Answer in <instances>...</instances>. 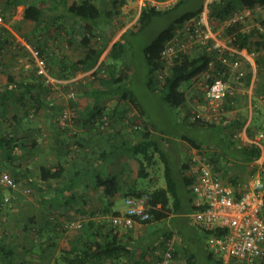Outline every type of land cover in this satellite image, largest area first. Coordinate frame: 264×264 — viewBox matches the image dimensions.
I'll return each instance as SVG.
<instances>
[{"label":"trees","instance_id":"trees-1","mask_svg":"<svg viewBox=\"0 0 264 264\" xmlns=\"http://www.w3.org/2000/svg\"><path fill=\"white\" fill-rule=\"evenodd\" d=\"M9 6L18 7L21 5H26L23 12V20L27 22H33L37 26H42L49 20L52 16L54 10H60L61 15L58 17L60 19H70L78 21L85 25L86 31L81 42L83 43V51L81 57L71 63L72 65L68 67L67 65L63 68V73L61 79L72 80L78 72H86L88 70L96 68L102 70L103 72H108V75L101 77L102 90H94L92 95L94 97V106L88 110V118L86 123H94L97 117H102L103 107L101 101L108 97L118 96L120 100L126 101L131 104V107L139 111L142 118L129 117L126 110H114L111 115L117 117L114 120L116 123L118 120H127L130 124H135L142 120L144 124V129L141 132V139L136 143H131L129 140L122 139L121 142L117 143L112 149L91 150L84 156V159H94L95 161L101 160V162L108 163L113 158H118L123 152H135L141 153L147 164H151L155 153H159L162 162L164 163V175L166 179V186L164 188L156 190H128L126 196H141L144 194L150 195L149 204L151 209L149 210L151 218L144 221L142 225H147L154 221H160L168 218L171 212L179 213L182 210V195L178 190V183L175 176L173 175V166L170 161V156L167 151H165L161 144V138L155 136L153 132L157 129L154 124L149 121L148 114L139 105L137 99L133 96L130 88L127 85L117 87V84L123 81H130V66H129V49L125 42L127 33L135 35V33L141 32L143 29L147 28L155 19L169 17L173 13H177L169 24L165 26L160 32L143 48L144 60L148 70V80L147 86L153 91L163 92L162 98L169 107H182L186 103V88L191 87V81L205 73L213 60L212 52L204 47L197 49L193 55L185 56L183 59H178L174 65L169 69H166V64L162 60V51L166 43L174 36L175 30L183 25L186 21H189L197 17L203 10L204 0H180L177 4L172 7L158 8L147 3L142 8L138 22L140 29L138 32L125 31L121 38L114 42L112 45L107 59L100 62L102 55L108 48L110 41L103 38V41L99 45H95L92 42V38L102 36L101 32L105 30V24H109L112 18L119 14V7L116 5V0H113L112 9H107L105 1L107 0H84V1H72L70 0H7ZM40 1V5L38 2ZM47 2V3H46ZM111 3V2H110ZM117 9V10H116ZM239 10H250L251 12L263 11L264 10V0H217L210 5V19L211 22L216 26V24H223L225 21L230 19L232 15ZM253 14V13H251ZM252 17V16H251ZM250 16H244L242 20L232 22L229 26L223 28L224 37H234L233 44L240 50H245L249 53L255 52V63L256 69L255 73L250 70L244 81L245 87L249 88L252 84L254 77L264 79V20L258 24L250 25L248 27ZM110 25V24H109ZM246 27H248L246 29ZM217 28V26H216ZM218 30V29H217ZM7 34L8 30L0 25V34ZM1 37V35H0ZM3 39V38H2ZM0 46L3 48L5 45L1 43ZM100 62V63H99ZM95 70V74L97 73ZM159 76H162L160 78ZM27 83V82H26ZM23 82L16 81L12 76H9L8 85H14L12 89L6 87L5 91H0L1 98H11L17 97V91L31 93L34 90V85L26 84ZM37 83V82H32ZM119 86V85H118ZM184 86L186 88L184 89ZM264 92V83L262 85ZM261 90L255 91L256 95L260 94ZM230 96L227 99V103L231 101ZM254 100V99H253ZM231 105V103H229ZM228 105V104H227ZM227 108H233L232 106H226ZM132 111V110H131ZM87 112V111H86ZM100 117V118H101ZM187 121L192 127H201L204 129L216 130L221 136V143L215 150L218 152V148H224L227 145V152L232 150L237 154L234 158H227L225 152L219 151L217 153V158H214L215 169L222 171L225 175L230 174V166L234 161L242 163H252L258 160L262 155V150L256 145H243L239 147L238 141H236L233 135L246 127L248 121V116L240 113V117L232 122L228 121V124H220L216 122H206L204 120H192V108L186 114ZM148 119V120H147ZM76 124H79L80 118H77ZM134 121H136L134 123ZM113 122V121H112ZM128 123V125H129ZM257 119L252 118L249 125H247V132L250 137H254L253 130L257 128ZM112 126V123H111ZM127 126V125H126ZM59 130L67 134L68 127H62L58 124ZM264 129V128H263ZM137 132V131H135ZM184 139L190 142V146H195L199 148H211L208 145H204L202 142L190 137L185 136ZM19 138L17 135L10 136L0 135V147L7 148L14 142L17 143ZM79 142V141H78ZM80 143V142H79ZM71 145V144H70ZM69 143L65 142V145L60 147L61 156L66 160L70 152ZM83 147V144L80 143ZM225 150V151H226ZM67 162V161H66ZM74 162V161H73ZM72 162V163H73ZM99 163V162H98ZM103 163V164H104ZM102 165V163H100ZM98 164L97 166L91 167V169H82L78 171L76 176L78 178L92 177L94 179L95 187L103 188L104 196L106 199H111L116 196L123 188V178L126 177L124 169L119 174L106 173L105 176L102 175V167ZM225 166V167H223ZM187 165H183V170L185 174ZM147 165L139 164L138 176H147L146 171ZM74 169V168H71ZM64 164L59 163L55 167V170L48 167H42L40 178L43 182L51 187L52 181H60L64 175ZM262 175L264 176V162L262 165ZM237 178V177H235ZM183 183L187 189V197L193 203V194L191 191L192 181L184 175L182 176ZM123 180V181H122ZM234 180V178H233ZM181 184V182H180ZM183 185V184H182ZM69 188V185L68 187ZM52 189V187H51ZM59 194L55 197L47 199L45 202L49 206L63 208L65 212L71 211L74 207V201L70 197H63L67 189H57ZM190 194L192 199L190 198ZM3 198V197H2ZM172 202L173 208L171 209L170 204ZM50 206V207H51ZM160 206V207H159ZM193 209V207L191 206ZM174 209V210H173ZM73 211V209H72ZM105 212V209H104ZM76 213V211H73ZM99 211H93L90 216L82 219V230L81 235L82 242L80 245L76 246H64L60 249L59 253H55L53 257L54 250L58 246V238L61 237L62 233L66 231V227H63L61 223L54 224L52 226V221L44 217L39 223L38 234L42 242H39L38 248L40 253L37 254L38 258H43L46 264H94L100 259H112L120 257H132L133 249L128 245L118 233H116L115 227L108 221L97 222V215ZM101 213V212H100ZM120 212H114L112 216L120 215ZM81 221V220H80ZM30 222H36L35 217L30 218ZM36 224V223H35ZM37 225V224H36ZM67 225V224H66ZM198 229L202 230L206 236V231H204L199 225ZM169 236V234L167 235ZM142 238L139 240L137 246L139 259H143L147 256L148 250L152 247L154 242L148 239ZM144 240V241H143ZM143 241V242H142ZM166 242V241H164ZM16 250L14 247L4 246L0 243V264H14V258L16 256ZM39 252V251H38ZM175 256V253H174ZM194 253L188 256V261L190 264H195ZM161 259V258H160ZM207 259L209 264H222V262L214 257L212 253L207 254Z\"/></svg>","mask_w":264,"mask_h":264},{"label":"rangeland","instance_id":"rangeland-1","mask_svg":"<svg viewBox=\"0 0 264 264\" xmlns=\"http://www.w3.org/2000/svg\"><path fill=\"white\" fill-rule=\"evenodd\" d=\"M72 1H80V0H70V2ZM116 1H117L116 5L119 7L118 10L119 14L112 18V20L109 23L110 25L105 24L106 25L105 30L103 29L101 32L102 36L92 38V42L95 45H99L101 43L100 41L101 37L106 40L114 41L117 36L120 39L125 31L138 32L140 29L138 18L142 8L144 7L143 5L144 2H142L143 0H116ZM40 4L41 3H38V5ZM105 6L109 10L112 9V6L114 5L112 2L111 3L109 2V4H106ZM23 9H24L23 7H19V6L7 7V1L0 0V15H2L3 17V24L1 26L4 27L6 30L9 29L10 31L17 33L22 39H24L28 43L37 45L36 38L40 35L39 34L40 31L37 32L36 29L33 31V27H35L36 25L35 23L27 22L23 20V12L25 10ZM252 13L253 14L251 19L249 20L250 24L248 25V27L251 24L255 25L264 20V10L252 12ZM176 14H178V12L169 15V17H165V18L163 17L160 19L158 18L153 20V22L147 28L143 29L141 32L135 33V35L130 34V32L127 33V36L125 37L126 38L125 42L128 45L129 59L131 61L129 62V66L131 69L129 73L131 75L130 77L131 79H130V83H126L127 81H123L117 84V86L119 85L120 87L123 85H127L130 88L131 93L137 99L139 105L142 107V109L145 110L146 114H148L149 121H151L156 127L157 135H161L162 139L164 138L166 141L168 140L178 141V140H183L185 136H190L202 142L204 145L218 146L222 144L221 143L222 141H221V136L216 130L201 129L196 131V129L191 128L189 126V121H187L186 114L190 110V107H193V104L187 105L185 103V105H183L182 107H169L162 98L163 92L161 91L153 92L147 86L148 70L144 60L143 48L160 32V30H162L165 26L169 24L173 16H175ZM52 17H56V13H52L51 18L47 20L48 22L47 24L51 28L50 29L51 32L50 31L48 32L52 34L53 31L56 32L57 34H60L59 36H61L60 37L61 41H59L56 44H53L52 38L48 40L47 39L48 37H46L44 41L45 43L48 44L47 46L45 43L44 44L46 47H48L49 50H51L50 52H53V55H55L54 65L58 66L59 57H65L64 55L68 57V53L72 50L71 44H69L70 47L68 48V45H66V41L62 36L63 32L67 33L66 29L70 31V27L67 26L69 24L68 19L66 21L64 20L59 21L60 18H57L58 20H55ZM56 21L57 23H55ZM6 25H8L9 28H7ZM216 26H217L216 29H219L221 25L216 24ZM48 32L46 34H48ZM3 34H1L3 37L1 36L0 38H4L5 35H7L8 33L4 35ZM23 35H27L25 36L26 38ZM64 36L66 39H68L67 35ZM10 40H9L10 42L7 41L6 43L4 40H1V43H3L5 47H7L5 48L4 52L1 51L2 47L0 46V75H3V77H5L4 83H7L5 84V86L6 87L8 86L9 76H12L18 82H23V83L37 82L39 84L44 83L45 87H47L46 82L37 74L35 61L32 55L30 54V52L28 50H25L20 43H17L14 39V36L13 38H10ZM116 41L117 40H115V42ZM7 43H9L10 45L7 46ZM113 43L114 42L110 43V45L102 55L101 59H104L105 54H107V52L110 51V48L112 47ZM56 55H58L59 57ZM48 67L50 68L49 73L52 77L59 80L67 81L65 79L59 78L62 77L61 76L63 73L62 70L56 72V70L52 69V65L51 66L49 65ZM248 72L249 70H247V73ZM106 75H108V72H106V70L105 72H103L100 69L97 71L96 74L94 71V73L91 75V77L94 76V80L93 79L90 80L89 83L73 82L72 84L69 85H63V83L55 84L57 85V88L53 90L55 94L51 95L50 100H48L50 103L49 107L57 110V114L62 113L64 110L67 109H70L75 112L76 116L71 121L72 123L71 124L69 123L67 125L69 129L70 128L74 129L78 127L80 124H82L81 123L82 121H79V124H76L75 121L77 118L80 117L79 114L81 110L79 109V103L80 101H84V103H86V101L89 100L92 101L91 95L88 92L89 89H95V88L98 89L99 87H102V83L100 80L101 77H104ZM87 76L89 75L86 74L85 77ZM253 80H254V83L252 82L253 93H255V91L257 90L258 91L261 90L259 95L253 94L254 100H252V105L254 106L257 105V107L252 108L253 112H255L254 118L257 119V123H256L257 128L253 130V132L256 133L257 131L264 128V105L259 102V97L264 96V92L262 90L264 79L255 77ZM71 85H74L75 87L74 99H70L68 94L69 87ZM6 87L3 88L4 91L6 90ZM185 88L186 86H184V89ZM190 89L191 87L186 88V96L188 97L191 96L192 91ZM35 90L37 89L35 88L34 91ZM24 95H28V94H24ZM239 95L241 98L244 97L246 98V101H248L247 94L246 95L238 94V96ZM112 99L114 100L113 103L114 106L117 103L116 101L117 97L116 98L112 97L110 100ZM127 104L130 106V113L128 114V116L134 117L133 113L135 109L131 108V104L129 103ZM106 106L107 107L104 108L103 113L106 115H110L111 113H113L112 111L114 110L113 107H111L108 104ZM246 108L247 110L245 115L248 116L249 109L248 107ZM35 114L36 111L32 113L33 118L35 117ZM231 118H227L226 116V120L229 122L232 121ZM136 121L138 122L135 123ZM136 121H134L135 124L132 123L129 125H131L133 129L132 132L140 131L141 133L144 129V124L142 120L140 121L136 120ZM135 125L143 126L141 128L142 131L139 129L134 130ZM132 137H133V133H132ZM134 140H136L135 137L134 139H132V141ZM87 153H89V151L87 152L86 149H83L82 151H78V152L76 150L70 149L68 158L72 160H74V158L77 159L80 157L84 158V156ZM1 156L2 154H0V160L2 158ZM169 156L173 166V175L175 176L176 181L178 183L179 193L182 195V210L179 213L173 211L172 216L170 214L171 217H168L164 220L154 221L152 223H149L146 225L145 228L144 225L143 226L144 229L140 231V232L143 231V233L140 234L139 232H137V236L135 237V239L139 241L145 237V239L154 242L152 247H150L148 251L150 253V258L153 259L154 257L155 262L161 258L163 252L167 250L168 247L172 246L173 252L175 253L174 264H190L188 261V256L193 253L195 255L194 261L196 260L197 264H209V261L207 259V253L212 251L206 242V236L204 235L203 232L199 231L198 225L192 218L191 213L193 212V209L191 208L190 211L187 210L188 208L187 193H186L187 191L185 186L180 184L178 177V172H179L178 159H177L178 157L176 156L174 151H171L169 153ZM66 161L67 164H69V161L68 160ZM111 161H115V163L118 166L119 173H121L123 169L127 172V173L126 172L123 173H126L125 178L128 179L127 183L129 186H133L136 184L135 188L138 190H152L153 188H162L166 186V179L163 172L164 163L162 162L159 153L157 158H155L153 164H147V162L143 158V155L141 153H135V152H123V154H120L118 158H116L115 156V158H113ZM141 162L145 165H148V167H150L153 176L152 181L154 180L155 182H152L149 179H147V176L146 177L138 176V168ZM70 163L72 164V161ZM17 182L19 183V185H21L20 187L22 189L28 188L25 185H22V183L19 182L18 180ZM31 189H32V194H30L29 196H24L23 193L21 192L14 193L12 191H0V243L4 246L14 247L15 249H17L16 256L14 258V264H46L44 263L45 260L43 258L37 257V254L40 253L37 244L42 241L38 234L39 226L36 224L39 223L44 218L43 216H45L54 223L56 221L57 223H61L63 227H66L72 221L81 220V222H83L82 219L85 218L84 215L81 214L80 216L77 215L76 213L73 212L71 213L70 210L69 212H65L63 208H61L60 211L56 208H54L53 210L51 209L49 211L48 208L46 209V207L43 211L33 210L32 205L37 200L36 196L38 191L33 189V187H31ZM4 196H9L11 201L4 202L3 200ZM97 204H100V201L97 202ZM170 207L171 209L173 208L172 202L170 204ZM115 208L117 210L124 211L126 209L125 202L122 201V199L119 200L116 203ZM93 211H99L98 215L104 214V210L100 207H98V209H95ZM32 216L35 217L36 220V222L34 223L30 222V218ZM101 220L96 219L97 222H100ZM82 233H83L82 228L74 229V228L66 227V231L62 233L61 237H59L58 240L59 244L57 248L54 250L52 258L55 257V253L56 254L59 253L62 247L67 246V243L70 239H75L76 237L81 236ZM168 234L169 236H167ZM138 244L139 243H136L135 245L136 248Z\"/></svg>","mask_w":264,"mask_h":264},{"label":"built area","instance_id":"built-area-1","mask_svg":"<svg viewBox=\"0 0 264 264\" xmlns=\"http://www.w3.org/2000/svg\"><path fill=\"white\" fill-rule=\"evenodd\" d=\"M179 1L148 0V3L158 8H169ZM215 1L217 0H204L201 13L175 30L174 36L164 46L161 57L166 64L165 68L169 69L178 59L193 55L201 47L212 52L213 60L208 70L191 81V88L196 89L198 96L193 102L191 118L193 121L204 120L226 125L228 124L227 99L238 94L246 95L244 79L247 70H253L255 73L256 53L238 49L233 44L234 37L223 36L224 27L242 20L244 16L251 17L252 12L250 10L235 12L217 30L210 19V5ZM2 24L3 17L0 15V25ZM13 36L17 43L30 52L38 76L47 85L59 83L69 85L75 82L52 77L47 60L38 45L28 43L17 33L13 32ZM74 88V85L69 87L70 99L75 98ZM259 102L264 105V96L259 97ZM75 116L74 111L64 110L58 119V124L65 127ZM100 123L104 130L107 129L112 123L111 116L103 114ZM233 137L238 141L239 147L243 145L260 147L261 157L253 162L255 164L250 168L247 176L241 178L235 176L236 172L225 175L215 169L214 158H217L218 153L215 149L190 147L185 162L187 165L185 175L192 181L191 215L196 224L206 231V242L211 253L222 264H264V176L262 175L264 129L257 131L254 137H250L246 126ZM72 149L79 150V147L73 145ZM259 163L262 165L260 166ZM20 186L9 172H0V191L21 192L24 196L32 194L31 187L22 189ZM149 199L148 194L127 196L126 209L120 215L111 216L109 218L111 224L115 229L124 227L129 230L142 225L151 218L149 210L152 207ZM3 200L11 201L9 196H4ZM104 214L98 215L97 219H105L107 216ZM67 227L81 229L82 222L72 221ZM155 264H174L172 246L163 252L161 259Z\"/></svg>","mask_w":264,"mask_h":264},{"label":"crops","instance_id":"crops-1","mask_svg":"<svg viewBox=\"0 0 264 264\" xmlns=\"http://www.w3.org/2000/svg\"><path fill=\"white\" fill-rule=\"evenodd\" d=\"M7 1V0H6ZM33 1V0H31ZM84 1V0H80ZM146 1V0H145ZM8 2V1H7ZM109 2H112V0H107L105 3L109 4ZM40 3V1L38 2ZM145 3V2H144ZM143 3V4H144ZM9 5L7 4V7ZM19 7H23L25 9L26 5H21ZM23 9V10H24ZM52 13H56V17H52L55 20H58L57 18L61 15L60 10L58 11L57 9L54 10ZM66 21L67 19H60L59 21ZM69 24L67 26L70 27V31L66 29V32H63L64 35H67L68 39L65 38V36L62 34L63 38L66 41V45H68V48L70 47L69 44H71V51L68 53V57L64 55L65 57H59V63L58 66L54 65V59L55 55H53V52H50L51 50L48 49L47 44L45 43L44 39L48 37L47 39L50 40L52 38L53 44L58 43L60 40L59 36L60 34H57L56 32L52 31V34L50 33V27L48 26V22L46 21L45 24L42 26H37L33 27V31L36 29L37 32L40 31V35L36 38V43L38 47L41 49L42 55L46 58L48 66L52 65V69L56 70L58 72L59 70L63 71V68L65 65L70 67L74 61L78 60L83 51V43L81 40L84 37L86 27L84 24L70 20L68 19ZM57 23V21L55 22ZM32 24V23H29ZM7 28H9L8 25H6ZM46 26V27H45ZM66 26V27H67ZM8 34L5 35V37L1 40H4L5 43L8 41L10 42V38H13L12 32L9 29ZM50 31V32H48ZM45 32V33H44ZM48 32V34H46ZM44 33V34H43ZM1 35V34H0ZM4 35V34H3ZM2 36V35H1ZM24 37L27 35H23ZM3 37V36H2ZM26 38V37H25ZM62 38V40H63ZM118 36L115 38L117 39ZM10 40V41H9ZM110 41V43L115 42ZM100 41H103V38H100ZM12 42V41H11ZM68 42V43H67ZM46 46H45V44ZM114 44V43H113ZM112 44V45H113ZM10 45L7 43V46ZM110 45V44H109ZM5 48H1V51L4 52ZM111 49V48H110ZM109 52V51H108ZM107 52V54H108ZM105 54L104 59L106 60ZM57 57V58H58ZM100 59V62L102 60ZM99 62V63H100ZM54 67V68H53ZM48 69H50L48 67ZM97 71L96 68L88 70L86 72H78L76 76L71 80L75 81V83H89L90 80H94V76L91 77V75L94 73V71ZM89 75L85 77V75ZM84 76V77H83ZM3 78V79H2ZM60 78V77H59ZM255 78V77H254ZM253 78V79H254ZM5 77L3 75H0V91H4L3 88H5ZM88 80V81H87ZM254 83V80L252 81ZM102 83V82H101ZM125 83V82H124ZM126 83H130V81H127ZM26 84H32L37 90H33V92L30 94L27 92L24 95V92H17V97L11 98V96H8L7 98H1L0 97V135H7L9 134L10 136H15L17 135L19 138V141L17 143H13L7 148H2L0 147V154H2V158L0 160V172L6 171L9 172L15 179H17L19 182L22 183V185H25L26 187H33V189L37 190V196H36V201L33 203V210L37 211H43L46 207L50 211L51 209L53 210L54 208L58 209L60 211L61 208L47 205L46 200L50 199L52 197H55L56 195L59 194V191H56L57 189H67L63 197H70L74 195L73 199L74 201V207H72L73 211H76L77 215H84V217H88L91 215L92 211L95 209H98V207L102 208L103 210L105 209V216H107L105 219H99L101 221H108L110 223V217L114 212H124L117 210L116 203L122 199V201L125 202L126 193L128 190H131L132 188L137 190L135 188L136 184L133 186L128 185V179L123 178V188L121 191L114 196L111 199H106L104 196V191L103 188H97L95 187L94 179L92 177H88L87 179L85 177H80L78 178L76 174L78 171H81L82 169H91L93 166H97L98 164L102 163L101 167L103 169L102 175L105 176L106 173L110 174H119L118 172V166L115 163V161H110L108 163L101 162L99 160L98 162L95 161L94 159H84V158H74V160L68 158L67 160L69 161V164H67L66 159L61 156V149L63 145L66 143H69L71 149L73 145H78L79 150L82 151L83 149H86V151H91L93 150H104V149H112L114 146H116L117 143L121 142L122 139L129 140L131 143H136L138 140L141 139V133L140 131L137 132H132V127L131 125H128L129 122L127 120H118L116 123L114 120H117V117H114L110 114L111 119H112V126L110 125L107 129H103L101 127L100 117H97L94 123H86V120L88 118V110L93 108L94 106V97L92 95V92L95 89H89V94L91 95L92 101H80L79 103V109L80 114L79 118L80 121H82L78 127L72 129H68L67 134L59 130L58 127V119L61 116V113L57 114V110L54 108H50L49 101L51 95H54L55 90L57 88V85H47L45 87L44 83H26ZM14 85H8L9 89H12ZM119 87V86H117ZM253 85L249 88H247V95H248V101H246V98H241L240 95H234L232 97L231 101L228 102L227 106H232L233 108H227V118H231L232 121L240 117V113L246 114V110L248 107L249 109V115H248V121L246 123V126L250 124L252 118L254 117V113L252 108L257 107L256 105H252V100H253V91H252ZM34 88V89H35ZM102 87H99L98 90H102ZM191 96L188 97L186 96V104H193L195 102V99L198 97L197 92L195 88H191ZM49 95V96H48ZM117 97L116 105L113 106L114 100H110L112 97H108L106 99H103L101 101V105L104 108H106L107 104L113 107L114 110H126L128 114L130 113V106L127 104L126 101L120 100L118 96H113ZM240 97V98H239ZM191 100V101H189ZM231 103V105L229 104ZM248 103V104H247ZM52 104V103H51ZM247 104V106H246ZM132 108V107H131ZM192 107H190L191 110ZM112 110V111H114ZM36 111L35 117L33 118L32 113ZM87 111V112H86ZM133 116L136 117L138 116L139 118L142 116L140 115L139 111L135 109ZM138 120V119H135ZM230 121V122H232ZM72 122H70L71 124ZM130 124V123H129ZM127 125V126H126ZM191 128L196 129V131L204 129V128H199V127H192L189 125ZM143 126H134V130H141ZM206 130V129H205ZM142 131V130H141ZM133 133V137H132ZM155 133V136H158L161 138V144L163 146V149L167 151V153L174 151L176 156L178 157V177L179 181L181 184L184 185L182 176L184 177V170H183V165L188 159V154H189V149L190 147V142L186 139L183 140H168L166 141L164 138L162 139L161 135H157V132ZM135 139L132 141V139ZM83 144V147L80 145V143ZM200 142V141H199ZM213 149L217 146H210ZM226 147L218 148L219 151L225 152L226 155H229L227 158H234V155L237 154L233 152L232 150L228 151L226 150ZM226 150V151H225ZM218 151V152H219ZM90 153V152H89ZM158 153H155L154 159L151 164H153L155 158H157ZM73 162L72 164L70 162ZM59 163L64 164V175L63 178L60 181H52L51 182V187H49L48 184L42 181L40 178V173H41V168L42 167H48L52 169L53 171L55 170V167L59 165ZM104 163V164H103ZM255 163H242L238 161H234L232 165L229 167L230 168V173L233 174V172H236L235 176H239L241 178H245L247 174L249 173L250 168L254 165ZM260 166L262 163H259ZM225 167V166H223ZM74 168V169H71ZM260 169V168H259ZM147 171V179L152 181V172L150 167L146 168ZM124 172H126L124 170ZM164 172V169H163ZM127 173V172H126ZM66 177V178H65ZM136 181V180H135ZM137 182V181H136ZM152 182H155L154 180ZM69 185V188H67ZM127 185V186H126ZM24 186V187H25ZM165 187V186H164ZM162 187V188H164ZM124 189V191H123ZM160 188H153L152 190H156ZM34 190V191H35ZM187 191V189H186ZM187 193V192H186ZM188 208L187 210H191L192 202L188 199ZM190 198L191 194H190ZM100 201V204H97V202ZM44 205V206H43ZM51 206V207H50ZM98 206V207H97ZM71 209V213L73 212ZM171 212V216H172ZM35 216V215H34ZM169 216V217H171ZM45 217V216H43ZM84 218V219H85ZM83 219V220H84ZM100 221V222H101ZM59 222V221H58ZM40 223V222H39ZM39 223L37 225L39 226ZM52 226L54 224H57V221L54 223L52 222ZM137 225L135 229H126L124 227L116 229V233L120 235V237L128 244L131 246L133 249V255L132 257H120V258H112V259H105L102 258L100 261L95 262L94 264H155L156 262L153 259L150 258V253L148 252L147 256L142 260L139 259V253L136 248V243L137 241L135 237L137 236V232L140 234L143 233L140 232L143 230L146 225ZM200 232L202 230L199 229ZM135 235V236H134ZM163 236V235H162ZM161 236V237H162ZM72 238V237H71ZM59 240V238H58ZM63 242V241H61ZM82 242L81 236L76 237L75 239H70L67 243V246H76L80 245ZM211 253V252H209ZM208 254V253H207ZM195 264H197V261L195 260Z\"/></svg>","mask_w":264,"mask_h":264}]
</instances>
